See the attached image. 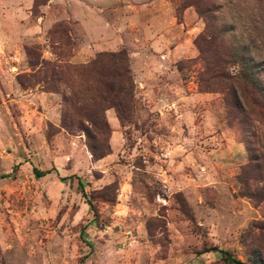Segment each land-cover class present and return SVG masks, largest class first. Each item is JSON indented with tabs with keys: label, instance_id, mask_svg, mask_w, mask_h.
I'll return each mask as SVG.
<instances>
[{
	"label": "rangeland",
	"instance_id": "rangeland-1",
	"mask_svg": "<svg viewBox=\"0 0 264 264\" xmlns=\"http://www.w3.org/2000/svg\"><path fill=\"white\" fill-rule=\"evenodd\" d=\"M119 52L122 118L80 73ZM71 104L107 122L101 159ZM212 247L264 264V0H0V264H227Z\"/></svg>",
	"mask_w": 264,
	"mask_h": 264
},
{
	"label": "trees",
	"instance_id": "trees-1",
	"mask_svg": "<svg viewBox=\"0 0 264 264\" xmlns=\"http://www.w3.org/2000/svg\"><path fill=\"white\" fill-rule=\"evenodd\" d=\"M240 58L242 59V57ZM238 63H240V61ZM241 63H244L243 60L241 61ZM247 63L250 64V62ZM80 73L90 76H97L95 82L100 88H103V90L101 88L98 92L106 95L105 100H109L111 102L112 107L117 109L120 118H122L120 109L126 108L129 102H132L131 100L134 92L127 54L125 52L101 54L96 58L94 62L89 64V66L82 67ZM242 79L245 83L246 80L251 81L247 75H245ZM251 82L252 84H257V81L255 79H252ZM71 108L72 112L70 113V111L67 110L63 116V125L68 129H74L77 126V128L83 130L87 135L89 148L92 151L94 157L96 159H101L107 153V144H100L97 146L92 143V141L94 142V139H97L96 137H94L96 132L101 135H105L109 132V126L107 122L103 120L102 121L104 123L99 122V120H101L102 118L101 111H97L94 115L89 116L86 109H78L73 104H71ZM73 108L77 115H80L83 112L87 114V117H84L89 123V126L85 125L83 121H80L78 125L75 123ZM102 140L105 143V139ZM36 174L38 177L47 175L46 172L39 171H36ZM80 186L84 187V184L80 182ZM88 204L92 206V203L90 201H88ZM203 253H220L223 260L227 264H258L257 262H243L234 257L230 252L219 249L217 247L205 249L202 251V254Z\"/></svg>",
	"mask_w": 264,
	"mask_h": 264
}]
</instances>
